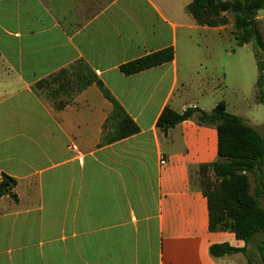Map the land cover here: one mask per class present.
I'll return each instance as SVG.
<instances>
[{"label": "crops", "instance_id": "crops-1", "mask_svg": "<svg viewBox=\"0 0 264 264\" xmlns=\"http://www.w3.org/2000/svg\"><path fill=\"white\" fill-rule=\"evenodd\" d=\"M191 2L0 0V182L17 181L16 199L0 200V264H247L242 254L211 256L212 245L245 243L210 231L193 180L219 158L217 129L194 118L158 127L166 108L218 105L187 100L177 52L195 32L225 41L230 26H198ZM169 48V63L121 71ZM64 70L54 98L38 89ZM79 74L101 80L139 133L102 144L113 106Z\"/></svg>", "mask_w": 264, "mask_h": 264}, {"label": "trees", "instance_id": "trees-1", "mask_svg": "<svg viewBox=\"0 0 264 264\" xmlns=\"http://www.w3.org/2000/svg\"><path fill=\"white\" fill-rule=\"evenodd\" d=\"M186 11L200 27L226 28L232 25L231 34L239 48L253 44L258 66L257 99L264 105V37L259 26L264 0H192ZM174 58L175 51L169 48L129 62L121 67V71L125 75H134L169 63ZM77 68L92 76L87 65L79 63ZM67 75L68 71H61L38 83L37 87L47 90L54 98L56 89L52 87ZM90 75L79 74L78 78L84 79V87L95 83L113 106L107 121V124L114 122L112 131L105 132L102 144L138 134L137 124L103 82ZM192 118L201 126L215 127L218 132V160L200 167V189L208 201L210 231L233 233L245 243L243 249L233 248L227 243L215 244L210 247V254L214 258L242 254L247 264H264V136L242 117L229 113L224 101L211 112L190 107L178 113L166 108L158 127L167 132ZM209 173L215 182L208 177ZM16 186L15 179L4 175L0 182V200L5 196L16 199L13 193ZM251 248L260 262L254 258Z\"/></svg>", "mask_w": 264, "mask_h": 264}, {"label": "rangeland", "instance_id": "rangeland-1", "mask_svg": "<svg viewBox=\"0 0 264 264\" xmlns=\"http://www.w3.org/2000/svg\"><path fill=\"white\" fill-rule=\"evenodd\" d=\"M263 15L259 14V19ZM259 23L264 37V20ZM232 31L230 25L226 35L229 39L225 41L215 32H195L192 39L183 37L177 57L183 84L189 83L193 90L187 100H195L207 110L224 101L229 113L242 117L264 135V105L257 99L258 66L254 46L237 47L236 40L231 38ZM208 177L215 182L211 173ZM193 180L201 188V174ZM250 251L255 253L253 248ZM254 258L260 262L256 253Z\"/></svg>", "mask_w": 264, "mask_h": 264}, {"label": "built area", "instance_id": "built-area-1", "mask_svg": "<svg viewBox=\"0 0 264 264\" xmlns=\"http://www.w3.org/2000/svg\"><path fill=\"white\" fill-rule=\"evenodd\" d=\"M166 160L165 159H162L161 161H160V164H161V166H165L166 165Z\"/></svg>", "mask_w": 264, "mask_h": 264}]
</instances>
